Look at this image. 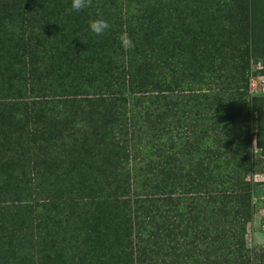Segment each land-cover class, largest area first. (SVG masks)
<instances>
[{
    "label": "trees",
    "instance_id": "1",
    "mask_svg": "<svg viewBox=\"0 0 264 264\" xmlns=\"http://www.w3.org/2000/svg\"><path fill=\"white\" fill-rule=\"evenodd\" d=\"M220 6L233 10L232 0H92L79 12L71 0H0V264L246 263L251 149L222 142L243 109L250 128L252 110L209 88L223 82L212 72L225 54L210 55L226 36L211 22ZM97 18L110 25L101 36L89 29ZM180 68L202 90L185 100ZM239 70L245 83L247 63Z\"/></svg>",
    "mask_w": 264,
    "mask_h": 264
},
{
    "label": "rangeland",
    "instance_id": "2",
    "mask_svg": "<svg viewBox=\"0 0 264 264\" xmlns=\"http://www.w3.org/2000/svg\"><path fill=\"white\" fill-rule=\"evenodd\" d=\"M232 4L233 10L230 11H226L221 6L220 8L216 7L213 13V18L215 17L216 20H211L214 24L213 26L218 27L220 25L223 28V34L226 36L223 39V46L216 48L213 44L210 50L213 64L216 63L215 59L217 56L225 54L220 65L213 66L214 70L212 72L214 78L218 77L223 82L219 83L213 79L209 88L212 93L219 91L223 95L225 92V94L233 93V95L237 96L238 100H236L234 111H238V101L242 98H245V101L247 100L246 102L249 103V108L252 110V116L249 117L251 118L250 128L246 126L249 119L243 109L239 111L234 123L226 124L228 129L231 132L234 131V133L231 138L225 139L222 144L226 146L234 144L237 145L238 149L241 141L248 139L253 166L252 169L245 171L242 177L249 184L250 214L244 225L241 250L243 256H241V259H247V264H251L252 261L255 264H264V248H257L253 252L247 246L254 217L257 215L264 216V0H249L247 2L246 0H232ZM248 6L252 16L250 27L247 25L246 28L244 26L246 19L244 12H246L245 9ZM238 27H241L242 32L239 33ZM234 35L238 39L241 37L240 41L242 44H239L240 48L237 47L235 41L232 42L231 40ZM244 37L247 38V47L244 45V41L242 42ZM232 43H234V49L229 51L228 48L232 47ZM245 62L247 63L246 72L248 78L244 83V81L242 82L239 67L244 65ZM179 71L181 82L176 88L179 99L185 100L189 93L195 92L198 94L202 91L199 89L191 90V88H188L190 83L187 85L183 84L185 77L181 75V68ZM194 124L196 125L195 134L198 135L200 134L202 123L194 121ZM180 128L182 130V126ZM219 137H216L213 142L217 143ZM229 158H235L232 151H230L227 159Z\"/></svg>",
    "mask_w": 264,
    "mask_h": 264
},
{
    "label": "clouds",
    "instance_id": "3",
    "mask_svg": "<svg viewBox=\"0 0 264 264\" xmlns=\"http://www.w3.org/2000/svg\"><path fill=\"white\" fill-rule=\"evenodd\" d=\"M91 3L92 0H71V10L79 12L87 7H90ZM109 27V23L103 18L93 19L89 22L90 31L97 36L103 35ZM119 40L121 46L125 50H129L134 47L133 40L126 31L121 33ZM247 246L253 252L257 248H264V216L257 215L254 217Z\"/></svg>",
    "mask_w": 264,
    "mask_h": 264
}]
</instances>
